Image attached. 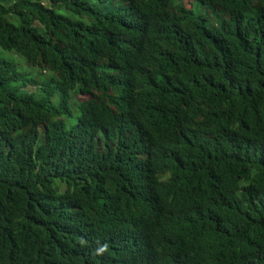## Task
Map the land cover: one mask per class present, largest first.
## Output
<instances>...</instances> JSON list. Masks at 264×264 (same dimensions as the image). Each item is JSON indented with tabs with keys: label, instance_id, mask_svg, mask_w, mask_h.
<instances>
[{
	"label": "trees",
	"instance_id": "obj_1",
	"mask_svg": "<svg viewBox=\"0 0 264 264\" xmlns=\"http://www.w3.org/2000/svg\"><path fill=\"white\" fill-rule=\"evenodd\" d=\"M0 49V264H264V0H0Z\"/></svg>",
	"mask_w": 264,
	"mask_h": 264
},
{
	"label": "rangeland",
	"instance_id": "obj_2",
	"mask_svg": "<svg viewBox=\"0 0 264 264\" xmlns=\"http://www.w3.org/2000/svg\"><path fill=\"white\" fill-rule=\"evenodd\" d=\"M191 8H193V10H196V3L194 1H191ZM0 54L4 57H11L12 54L9 53V52H5V51H1L0 49ZM14 58L16 61H18L19 63L22 64V67H29L25 64V62L22 60V58L18 57V56H15L14 55ZM33 73H35V70H32ZM76 98L80 99V100H84L86 99V96H77Z\"/></svg>",
	"mask_w": 264,
	"mask_h": 264
},
{
	"label": "clouds",
	"instance_id": "obj_3",
	"mask_svg": "<svg viewBox=\"0 0 264 264\" xmlns=\"http://www.w3.org/2000/svg\"><path fill=\"white\" fill-rule=\"evenodd\" d=\"M102 251H103V249H102Z\"/></svg>",
	"mask_w": 264,
	"mask_h": 264
}]
</instances>
